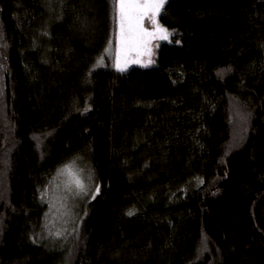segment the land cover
Segmentation results:
<instances>
[{
	"label": "trees",
	"instance_id": "1",
	"mask_svg": "<svg viewBox=\"0 0 264 264\" xmlns=\"http://www.w3.org/2000/svg\"><path fill=\"white\" fill-rule=\"evenodd\" d=\"M117 2L0 0V264H264V0H167L127 71ZM76 160L99 192L54 253Z\"/></svg>",
	"mask_w": 264,
	"mask_h": 264
},
{
	"label": "rangeland",
	"instance_id": "2",
	"mask_svg": "<svg viewBox=\"0 0 264 264\" xmlns=\"http://www.w3.org/2000/svg\"><path fill=\"white\" fill-rule=\"evenodd\" d=\"M167 0H165L163 7ZM126 2L144 4L146 0H126ZM163 7L153 15L152 8H137L130 25L126 21L127 38L122 39L120 28V5L117 2V32L114 48L113 67L117 71H127L134 66H152L156 62L160 46L171 41L172 32L160 24L159 15ZM143 30V31H141ZM145 33H151L148 36ZM166 35L165 38H161ZM141 37V39H137ZM71 174L62 168L45 195L48 204L47 218L44 224V238L51 251L60 253L74 238L80 220L85 216L86 205L95 194V182L89 165L76 160L70 163ZM79 179L83 189L75 184Z\"/></svg>",
	"mask_w": 264,
	"mask_h": 264
},
{
	"label": "snow or ice",
	"instance_id": "3",
	"mask_svg": "<svg viewBox=\"0 0 264 264\" xmlns=\"http://www.w3.org/2000/svg\"><path fill=\"white\" fill-rule=\"evenodd\" d=\"M165 0H146L144 4H136V3H131V2H126V0H119V5H120V28H121V34H122V39L127 38V33H126V28H125V23L126 21L129 22L134 13L131 11L132 9H137V8H152L155 11L153 12V15H155L156 12H158L164 4ZM143 31V30H141ZM145 35H152L151 33H145ZM161 38H167L166 35L162 36ZM137 39H141V37H137ZM63 171H68L71 174V166H66ZM75 184L78 188L83 189V185L81 184L79 179H76ZM97 192H99V188L96 189ZM131 214V213H130Z\"/></svg>",
	"mask_w": 264,
	"mask_h": 264
}]
</instances>
